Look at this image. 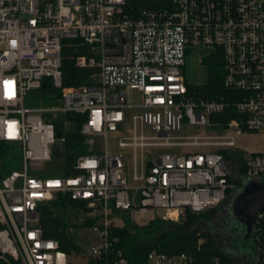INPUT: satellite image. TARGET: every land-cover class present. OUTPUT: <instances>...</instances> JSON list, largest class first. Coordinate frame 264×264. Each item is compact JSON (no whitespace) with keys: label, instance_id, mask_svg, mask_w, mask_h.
Wrapping results in <instances>:
<instances>
[{"label":"built area","instance_id":"obj_1","mask_svg":"<svg viewBox=\"0 0 264 264\" xmlns=\"http://www.w3.org/2000/svg\"><path fill=\"white\" fill-rule=\"evenodd\" d=\"M199 47L223 57L224 86L237 93L240 119L212 136L204 134L211 116L230 103L189 96L186 57ZM68 48L77 68L92 71V84L64 87ZM129 90L139 103H128ZM33 91H47V101L56 91L60 97L51 107L28 109ZM69 114L83 117L79 132L91 151L74 160L73 175L65 155L75 126ZM187 127L199 132L183 134ZM246 133L264 136V0H0V142L22 162L21 170L8 171L0 161V264H68L39 220V208L59 194H69L74 210L99 229L103 243L94 259L126 217L139 225L180 222L187 210L219 209L236 189L230 177L264 185V149L246 157L237 148ZM234 151L242 153L243 174ZM55 158L65 161L61 177L40 168ZM263 226L264 212L256 232ZM148 264L192 259L152 250Z\"/></svg>","mask_w":264,"mask_h":264},{"label":"trees","instance_id":"obj_2","mask_svg":"<svg viewBox=\"0 0 264 264\" xmlns=\"http://www.w3.org/2000/svg\"><path fill=\"white\" fill-rule=\"evenodd\" d=\"M139 1H136V5ZM73 48L64 51L63 56V85L64 87H78L92 84L90 76L91 70L79 69L75 66ZM208 68V81L201 86H192L186 79L189 96H197L207 100L223 99L229 102V107L217 115L210 118L211 127L217 130H224L232 120L240 119V115L234 107L233 99L237 96L234 91L228 90L224 86L225 71L223 57L212 55L205 59ZM185 72V71H184ZM56 100L60 97V92H54ZM67 119L73 121L74 130L66 134L65 155L67 159V175H73L71 169L74 160L82 154L91 153L89 146L85 144V138L81 136L83 117L69 114ZM61 122H57V132L63 133ZM12 145L7 142H0V161L3 167L9 166L8 159L14 155ZM237 156L241 162L240 172H245L242 153L239 151L231 152ZM231 153L224 152L226 156ZM10 169H8L9 171ZM7 172V170H6ZM230 183H238L234 178H229ZM232 191L228 192V197ZM77 202L72 200L69 194H59L49 203L39 208V220L44 230L46 238L56 240L63 253L71 251L78 252L79 248L73 239L68 236L70 209H75ZM219 209H211L201 213L186 211L185 217L180 222H172L156 218L147 224L139 225L129 217L125 219V225L114 227L110 230L108 241L109 248L101 258H92L87 264H121V259L126 264H148L150 251L157 250L168 256L187 254L192 259V264H234L229 253L225 251L217 240L210 234L196 230L187 231L199 222L212 221ZM83 225H95L91 219L86 220ZM264 251V226L261 232H256Z\"/></svg>","mask_w":264,"mask_h":264},{"label":"rangeland","instance_id":"obj_3","mask_svg":"<svg viewBox=\"0 0 264 264\" xmlns=\"http://www.w3.org/2000/svg\"><path fill=\"white\" fill-rule=\"evenodd\" d=\"M199 54L195 52H189L186 57V67L185 76L188 83L192 86H201L208 81V68L204 63H200V59H207L209 50L205 47L197 48ZM49 95L47 91H33L29 93L26 100V108L28 109H41L46 107H51L56 103V99L47 101L46 97ZM140 101V95L137 91H128V103L137 104ZM133 110H128L126 112L127 118L131 116ZM125 133L133 132L131 124L125 123L123 126ZM70 132L74 130V126L68 129ZM219 131L215 128L208 127L205 131L206 136H212L218 134ZM199 132L197 127H187L184 129L183 134H194ZM120 136V134H117ZM153 136V135H152ZM114 148V142H110V149ZM237 148L247 157L254 152H261L264 149V136L255 133H246L245 135L238 138ZM96 149L98 152L103 151V146L96 144ZM157 151V150H154ZM169 148L165 149V153L169 154ZM9 169L21 170L22 162L21 158L11 157L8 159ZM65 167V161L60 159H54L52 161H46L42 163L40 168H42L46 174L55 177H61L63 175ZM69 218V228L67 234L71 237L75 245L79 248L78 252L71 251L66 254L68 264H87L93 258V252L95 249L103 243L99 229L95 225H83L86 221L83 216H80L74 209H70L68 212ZM250 245V244H249ZM251 246V245H250ZM251 248V247H250ZM235 263V259L232 254H229Z\"/></svg>","mask_w":264,"mask_h":264},{"label":"flooded vegetation","instance_id":"obj_4","mask_svg":"<svg viewBox=\"0 0 264 264\" xmlns=\"http://www.w3.org/2000/svg\"><path fill=\"white\" fill-rule=\"evenodd\" d=\"M241 188L242 182L239 181L235 191L219 208L216 217L210 222H199V230L212 235L225 251L232 254L236 264H264V251L261 250L256 229L248 237L246 228L231 215L232 195L237 194ZM209 223L210 226H207Z\"/></svg>","mask_w":264,"mask_h":264},{"label":"water","instance_id":"obj_5","mask_svg":"<svg viewBox=\"0 0 264 264\" xmlns=\"http://www.w3.org/2000/svg\"><path fill=\"white\" fill-rule=\"evenodd\" d=\"M57 154L59 153L57 152ZM262 212H264V185L244 179L241 190L232 195L231 215L246 228L248 237L256 228L257 215ZM210 224H207V226H210ZM199 228L200 223H197L187 231L194 232ZM261 250H263L262 247Z\"/></svg>","mask_w":264,"mask_h":264}]
</instances>
